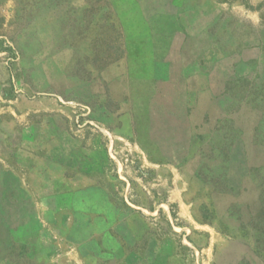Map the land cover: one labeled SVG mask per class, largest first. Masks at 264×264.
<instances>
[{
	"label": "rangeland",
	"instance_id": "374dc122",
	"mask_svg": "<svg viewBox=\"0 0 264 264\" xmlns=\"http://www.w3.org/2000/svg\"><path fill=\"white\" fill-rule=\"evenodd\" d=\"M254 31L264 0H0V264H264Z\"/></svg>",
	"mask_w": 264,
	"mask_h": 264
},
{
	"label": "crops",
	"instance_id": "0c3cea01",
	"mask_svg": "<svg viewBox=\"0 0 264 264\" xmlns=\"http://www.w3.org/2000/svg\"><path fill=\"white\" fill-rule=\"evenodd\" d=\"M253 36L255 41L248 46V50H250L248 53L251 54L250 59L243 61L241 66L247 69L251 75L249 80L253 82L252 84H264V36L256 31H254Z\"/></svg>",
	"mask_w": 264,
	"mask_h": 264
}]
</instances>
